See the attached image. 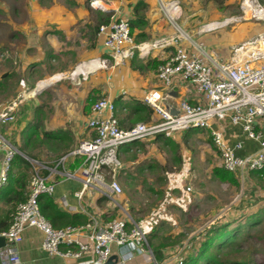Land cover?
<instances>
[{"label": "crops", "instance_id": "0c3cea01", "mask_svg": "<svg viewBox=\"0 0 264 264\" xmlns=\"http://www.w3.org/2000/svg\"><path fill=\"white\" fill-rule=\"evenodd\" d=\"M25 1V5L22 0H8L4 3L0 1V30L4 29L8 34V42L17 46L16 55L19 60V68L14 70V78L11 77L12 75L10 76L9 70H4L0 74V81H9L11 78L13 81L14 79L13 89L18 94L30 91L26 95L27 97L23 98L22 105L18 109L21 111L20 116L16 117L11 126L9 125V129H4L5 132L3 129L1 130L19 151V148L25 143L23 131L29 123L34 121L35 117L40 119V128L33 136L31 143L29 142L28 149L36 161L45 167L43 171L46 174L47 182L54 186V193L49 197L52 198L57 210L65 214V217L56 221L57 228H63L64 224L66 225L72 220L68 216L71 217L74 214L81 216L80 219H77L79 224L76 226L84 225L90 217H94L101 227L124 215L132 221L138 222L139 216L135 214L134 210H131V204L133 201L138 202L139 200L132 198L137 197L138 193H142V198H145V194L157 191L153 190V184L159 185L158 190L162 191L163 198L165 195H169L167 192L169 189H173L177 194L178 191L189 186L191 187L190 192H195L192 197L202 196L201 193H196L197 189L195 188V185H201V171L210 172L213 177L212 170L221 167L208 129H189L173 133L169 138L151 137L144 141L121 146L118 150V160L121 166L117 174V182L121 188L131 189L132 197L129 194L124 195L123 191L119 195L110 192L108 195H101L96 191H87L81 199L75 196L82 188L79 171L81 157L69 156L64 163H60L59 160L74 150L79 142L89 140L94 136L93 130L88 127L91 120L106 116V113L101 116L91 113V106L85 111L89 97L94 99V102L101 97L112 101L115 105V117L123 129L130 128L137 123L158 120L152 109L144 102L145 96L150 92H157L163 98V106L171 104L176 108L179 107L181 101H187L190 104L199 103L201 97L197 94L195 87L179 75H172L168 86L158 79L156 70L173 53V46L152 49L145 55L135 52L134 57L122 65L88 72L86 80L80 85H75L68 78L79 63L108 57L104 47V38L98 32L99 27L105 24V21L108 22L111 16L130 19L133 7L139 0H71L69 4L57 0ZM140 1H144L146 5L143 11L147 24L142 30L135 31L132 36L134 43L136 45L147 44L161 37L175 36L174 26L163 8V5L168 7V3L175 0ZM177 1L179 2L180 17L176 23L184 31L190 32L191 42H196L195 38L203 35L209 36L208 39L211 40L202 42L204 60L207 63L213 65L214 63H230L236 59H248V53L235 55L234 49L255 35L256 28L246 29L245 33L237 39L226 34L215 35L216 32L225 28L200 33L198 30L203 24L223 20L226 15L223 14L222 9L211 0L202 1L203 6L200 5L199 0H190L188 4H185V0ZM93 11L96 15L92 14ZM139 33L143 37L141 42L136 43L135 36ZM191 42L187 43L182 40L181 44L187 45L188 53L200 54L194 49ZM3 48H7L6 42H4ZM59 76L61 77L58 80H53ZM45 81H49V83L41 87ZM7 93L9 94L10 91L8 90ZM118 99L122 104L127 103L129 107L118 105ZM134 103L139 104V110L132 111ZM5 107H0V111ZM36 109L34 114L32 111ZM259 124L261 123L259 122ZM218 125L230 146H234L237 142H243L242 148L235 151L237 157L245 158L258 151V142L248 139L239 126L230 125L228 122H219ZM210 128L213 129L211 125ZM257 130L262 131L264 127L257 128ZM56 131L60 132L57 140L43 137V132ZM48 154L51 155L49 159L37 160V156L43 157ZM20 155L25 156L21 152ZM2 156L0 152V166ZM262 171L264 169L235 173L238 180L236 187H239L241 195L237 207L233 206L228 211H224L222 216L226 222L236 218L238 220V217L243 214L256 213L259 210H257L259 205L261 203L264 205V190L258 187L261 184L264 189ZM22 174L24 178L22 181L26 183L25 191L27 193L30 173L26 168H17L16 164L12 163L8 180L15 179L17 175ZM65 174L73 176L67 178ZM215 180L218 184L230 185ZM244 180L248 182L244 187L245 193L240 188L241 182ZM2 190L3 192L0 193V197L2 196L0 199V222L5 221L9 224V214L21 201L16 204L7 202V194L10 189L4 186ZM144 190L147 191L144 192ZM175 197L174 195L173 201H175ZM25 198L26 194H24ZM120 201L128 207H125ZM138 212L140 211L138 210ZM152 214L150 216H153ZM150 220L149 229L153 231L157 223L153 219ZM43 238L42 232L35 228H27L23 232V239L19 246V264H77L73 260L49 255L42 248ZM81 239L84 241L83 237ZM168 249L163 250L165 257L161 262L168 260L171 263L170 257L168 258L166 255L173 252L171 249L167 251ZM113 251L116 253L117 249L113 247ZM88 259V257L85 258V260ZM146 261L147 256L141 254L135 257L133 264H146Z\"/></svg>", "mask_w": 264, "mask_h": 264}, {"label": "built area", "instance_id": "2783aa9c", "mask_svg": "<svg viewBox=\"0 0 264 264\" xmlns=\"http://www.w3.org/2000/svg\"><path fill=\"white\" fill-rule=\"evenodd\" d=\"M168 5H163V8L174 26L175 36L161 37L151 43L136 45L128 20L111 16L108 23L101 25L98 31L104 38L108 57L79 63L68 78L75 85H80L86 80L88 72L122 65L133 58L135 52L145 55L152 49L173 46V53L156 70L158 79L168 86L171 76L179 75L195 87L201 101L196 104L181 101L177 108L180 114L172 116L163 106V98L157 92H150L145 96L144 102L158 120L137 123L123 129L115 117L114 103L105 97L98 98L91 105V113L98 116L106 113V116L89 122L88 127L93 130L94 136L79 142L74 150L59 160L64 163L69 156L81 157L79 171L82 188L75 194L78 199L87 191H96L101 195H108L109 192L115 195L122 193L117 182L121 166L118 150L121 146L158 135L169 138L175 132L189 129L210 130V138L220 156L222 169L234 174L264 169V130H257L264 127V31L234 49L235 55L248 53L247 60L236 59L230 63L211 65L204 60L202 43L191 42L190 32L184 31L176 23L180 17L179 2L171 1ZM237 5L240 16L225 17L221 21L203 24L198 32H210L246 21L264 23V0H239ZM182 40L190 41L200 54L188 53L181 46ZM79 67L83 70L77 71ZM214 120L239 126L248 139L258 142V151L245 158L237 157L235 151L242 148L243 142L230 146L221 131L210 128ZM14 122L15 106L3 108L0 111V152L3 155L0 191L8 181L15 156L20 155L17 147L1 130ZM32 165L38 169L31 176L26 198L17 205L8 228L0 232V237L5 240V246L0 251V264H19V246L27 228L42 232V248L49 255L73 260L77 264H106L112 256L117 258L115 264H133L135 257L141 254L147 256L146 264H170L168 260H155L149 248L148 236L140 225L141 221L135 222L127 217L126 220L118 218L101 227L94 217H90L81 226L53 228L40 211L39 199L43 195L52 196L54 186L42 176L44 166L36 161L31 162ZM65 176L72 178L73 175ZM186 191L190 192L191 187H187ZM113 247L117 249L116 253ZM182 251H177L173 257V261L178 259V264L184 261ZM87 257L89 259L85 260Z\"/></svg>", "mask_w": 264, "mask_h": 264}, {"label": "rangeland", "instance_id": "374dc122", "mask_svg": "<svg viewBox=\"0 0 264 264\" xmlns=\"http://www.w3.org/2000/svg\"><path fill=\"white\" fill-rule=\"evenodd\" d=\"M0 1L4 3L8 0ZM22 1L25 5L26 1ZM57 1L69 4V1L71 0ZM189 1L190 0H185V4H188ZM199 1L200 5H202V1L205 0ZM238 1L239 0H226V4H224L223 2L224 6H218L222 9L223 14L226 15L225 17H237L240 16V12L238 10L237 5ZM92 14L96 15L94 11ZM255 28L257 29L255 35L249 37V39L255 37L258 33L264 31V23L260 24L253 21H246L237 24L233 23L225 29L216 32L215 35L226 34L227 36H230L233 39H237L241 37V34L245 33L246 29L253 30ZM208 37L209 36L206 35L196 37L195 41L198 43H204L205 40L210 42L211 40L208 39ZM184 41L188 43V41ZM4 42L7 43V48H3ZM181 46L185 49L187 45H184V43H182ZM16 50L17 46H14L13 43L10 44L8 42V34L4 31V29L2 31L0 30V74L3 73L4 70H9V73H11L10 76L12 75L11 77L15 75L14 70L16 68H19V60L16 55ZM185 50H187V48ZM15 79H17L16 76ZM11 80L12 78L9 79V81H0V107L15 106L16 120V117L20 116L21 111H18V109L22 105V101L24 100L23 98L27 97L26 95H28L30 91H25L21 94L16 93V91L13 89L15 81L14 79L13 81ZM8 90L10 91L9 94L7 93ZM32 112H34L35 114V110H33ZM219 122L227 123L225 121L214 120L211 122V127L215 130L221 131L219 130ZM5 128L7 130L10 127H3V131ZM217 156L220 159L218 153ZM50 157V154H48V156L44 155L43 157L37 156V160L45 161ZM33 161L34 160L29 159L30 163ZM37 163L41 164L40 162ZM37 169L38 168L36 166L32 165L30 178L34 173V170L37 171ZM201 174V185H195V188L197 189L196 193H201L202 196L198 195L196 197H192V195H195V192H187L186 188L184 187V190L178 191L177 194L174 193L173 189H169L167 191L169 195H165L163 198L162 191L158 190L159 185L153 184V190L155 189L157 191L145 194V198H142V193H138L137 197L134 196L132 198L133 200H139L138 202L133 201V203L131 204V210H134L135 214L139 216L137 218V220H139L138 222H140L141 219L140 225L148 236V243L155 245L158 242H166L169 245V242H178L171 249L173 253L166 255V257L168 258L170 257V264H178V259H175L173 261V257L176 255L177 251L183 250V258L187 257L190 254L196 253L197 250H199L202 241L204 242L209 230L216 226H220L221 223L226 222V220H224L222 216L224 211H228L229 209H231V207H237L236 205H239L238 200L241 195L239 187H232L231 185H221L216 183V180L211 177L210 172L207 173V171H201ZM241 183L242 184L240 185V188L245 193L246 190L244 189V187H246L248 182L247 180H244ZM198 184H200V182H198ZM258 187L264 190L261 184H259ZM121 189L124 195L129 194L131 197L133 196L131 189L128 190V188H126L125 190L123 187ZM145 191L147 190H144V192ZM173 194L176 196L175 201H173ZM122 204L125 206L124 203ZM125 207H128V205H126ZM261 208H264L263 203L259 205L257 210ZM138 210L140 212H138ZM151 213H153V216H150ZM134 216L135 215L133 214V217ZM145 216H148L150 219L155 220V222L157 223L155 225V229L157 231H155V233L158 234L157 239L150 238V233H152V231L149 229V222L151 220L147 217L145 218ZM165 217L166 219H164ZM240 217H238V220L236 218L235 222L233 221L234 225H237L239 223L237 221L243 223V219L242 217ZM120 219L126 220L125 215ZM202 233L203 235H201ZM173 243H170V246H172ZM150 244L149 248L151 247ZM170 248L167 251H169ZM218 254L219 258L223 260V264H264V221L258 226H248L240 230V234L237 235V238L234 240L233 245L219 251Z\"/></svg>", "mask_w": 264, "mask_h": 264}, {"label": "trees", "instance_id": "16d2710c", "mask_svg": "<svg viewBox=\"0 0 264 264\" xmlns=\"http://www.w3.org/2000/svg\"><path fill=\"white\" fill-rule=\"evenodd\" d=\"M211 1H213L214 3L218 5H221L223 4V2H226V0H211ZM145 7L146 5L144 1H140V0L137 1L133 7L132 17L128 19L131 36H133L136 30H142L147 24L145 20V16H144V11H143ZM106 22L107 21H105L104 23L107 24L108 22L107 23ZM142 37L143 35L141 33L137 34L135 36V39H136L135 42L136 43L141 42ZM118 100H117L118 105H121L123 107L125 106V108L129 107L127 103L122 104L120 102V99ZM87 103H88V106L85 107V111H87L88 108L94 103V99L89 97L87 99ZM138 105H139L138 103H134L131 108L132 111L139 110L140 108ZM141 108H144V107H141ZM36 111L37 109L35 110V113ZM40 125H41V122L38 117H35L34 121L27 125V127L25 128L22 134L25 139V143L24 145L21 146V148H19V151L23 153L25 156L22 157L21 155H16L13 160V165L16 164L17 168L24 167L29 171V173H31V167H32L31 163L29 162V159L34 160V161L36 159L31 155L29 151L30 149L28 148H29V145L31 143L33 136L37 134L38 129L40 128ZM59 136H60V132L58 131L43 132L44 138L49 137L53 140H57ZM159 137H163V136L161 135L155 136V138H159ZM261 174H264V171H262ZM45 175H46L45 172L42 171V176L45 177ZM212 176L213 178L217 179L218 181L222 183H227L235 187L238 186V180L235 177V174L228 172L222 169L221 167L214 168L212 170ZM23 179L24 178L22 174L20 176L17 175L15 179L11 178L7 181L5 186H7V188L10 189L9 193L7 194L8 196L7 202H14V204H16L19 201L23 202L25 200L24 194H26V191H25L26 183L22 181ZM30 179L31 178L29 177V182H30ZM1 191L3 192V190ZM1 191L0 193H2ZM16 207L9 214V224L5 223V221L0 222V225H1L0 232L6 230L8 226L10 225L12 216L15 213ZM39 207H40L41 213L49 221V223L51 224L53 228L62 229V228H57L56 221H59L63 217H65V214H62L61 212L57 210V207L54 204L51 197L47 195L41 196L39 199ZM241 217L243 219V223H241L240 221H237L239 223L237 225H234V222L236 220L233 219V220L227 221L226 223L220 224V226H216L210 229L205 237L204 242L202 241L199 250H197L196 253H193V254L188 255L187 257H184V261L182 264H223V260L219 258V254H218L219 251L233 245L234 240L237 238V235L240 234V230H242L243 228L248 227V226L254 227V226L260 225L264 221V208L259 209L258 212L253 213L251 215L243 214ZM68 218H72V220H70L69 223H67L66 225L64 224L63 228L68 227V226H76L77 224H79L77 219H80L81 216L78 214H74L71 217L68 216ZM153 231L152 233H150V238L157 239L158 237L157 233ZM201 235H203V233ZM170 243H173V242H169V245L166 242H163V243L160 242L157 245H152L149 243L150 246L152 247L151 249H152V252H153V255L156 261L161 262L164 259L163 257H165L163 255V250L165 248H170V247H171L170 249H172L178 242L173 243V245L171 244L172 246H170Z\"/></svg>", "mask_w": 264, "mask_h": 264}, {"label": "water", "instance_id": "95a60500", "mask_svg": "<svg viewBox=\"0 0 264 264\" xmlns=\"http://www.w3.org/2000/svg\"><path fill=\"white\" fill-rule=\"evenodd\" d=\"M37 89V88H36ZM35 89V90H36ZM165 108L169 111V113L172 116H177L180 114V110L177 109L175 106L171 105V104H166ZM5 246V240L4 238L0 237V251L1 249ZM117 261V258L115 256L110 257V259L107 261L106 264H115Z\"/></svg>", "mask_w": 264, "mask_h": 264}, {"label": "bare ground", "instance_id": "6f19581e", "mask_svg": "<svg viewBox=\"0 0 264 264\" xmlns=\"http://www.w3.org/2000/svg\"><path fill=\"white\" fill-rule=\"evenodd\" d=\"M100 2V1H99ZM95 3H97V2H95ZM94 3V4H95ZM105 3V2H104ZM97 6V5H96ZM99 6H101V5H99ZM86 67H90L89 65H86ZM82 68L80 67V68H78L77 69V71H79V70H81ZM83 70V69H82ZM61 76H59V77H56V78H54L53 80H58V78H60ZM64 78V77H63ZM46 83H49V81H45L42 85H41V87H43Z\"/></svg>", "mask_w": 264, "mask_h": 264}]
</instances>
